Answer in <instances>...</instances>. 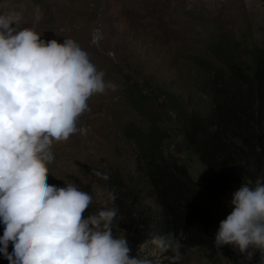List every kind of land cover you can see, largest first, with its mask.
Segmentation results:
<instances>
[{"label": "rangeland", "instance_id": "374dc122", "mask_svg": "<svg viewBox=\"0 0 264 264\" xmlns=\"http://www.w3.org/2000/svg\"><path fill=\"white\" fill-rule=\"evenodd\" d=\"M0 10L19 12L21 26L34 28L44 41L73 39L104 72L105 81L115 86L90 98L89 110L77 122L80 131L66 142L53 143L55 160L48 165L50 185L72 183L89 192L96 204L118 189L99 183L86 171L89 166L122 177L128 194L134 179L143 181L137 146L125 128L133 123L146 130L149 119L130 104L128 84L152 82L176 95L185 110L205 115L211 108L202 91L206 73L195 58L203 56L222 65L210 50L212 38L216 39L212 33L220 39L229 30L232 42L248 37L264 47V0H0ZM157 107L153 112L161 114V126L168 131L166 154L186 163L192 177L200 180L208 170L187 148L178 113ZM141 198L149 202L146 190ZM3 231L0 223V236ZM152 239L142 250L162 257L164 252ZM229 253L211 259L190 248L180 264H237L235 260L247 264L253 259L245 260L230 245ZM6 262L0 253V263Z\"/></svg>", "mask_w": 264, "mask_h": 264}, {"label": "clouds", "instance_id": "9594fccd", "mask_svg": "<svg viewBox=\"0 0 264 264\" xmlns=\"http://www.w3.org/2000/svg\"><path fill=\"white\" fill-rule=\"evenodd\" d=\"M21 19L0 10V253L9 264H151L113 235L117 207L85 215L89 192L48 183L53 143L80 131L90 98L115 86L73 39L44 41ZM229 206L214 246H233L245 260L259 252L264 264V177L241 184ZM152 243L172 251L171 264L181 259L178 243L162 236Z\"/></svg>", "mask_w": 264, "mask_h": 264}, {"label": "trees", "instance_id": "16d2710c", "mask_svg": "<svg viewBox=\"0 0 264 264\" xmlns=\"http://www.w3.org/2000/svg\"><path fill=\"white\" fill-rule=\"evenodd\" d=\"M224 31L220 39L215 31L212 33L216 39L212 38L210 46L221 66L203 56L195 58L206 73L202 91L210 101L207 114L185 110L176 95L152 82L128 84L130 104L149 119L146 130L133 123L125 128L137 146L143 181L134 179L128 194L122 177L99 168L86 169L99 183L118 190H114V201L110 197L102 204L92 203L85 215L98 213L106 203L117 207L113 235L126 237L131 255L146 258L151 264H171L173 255L171 250L162 257L142 250L148 238L155 236L178 243L181 258L190 248L211 259L230 256L229 245L214 246L215 233L233 210L229 202L235 189L241 184L254 186L258 177H264V47L248 37L232 42L230 31ZM157 106L178 113L187 148L208 170L200 180L192 177L186 163L166 154L168 131L161 126V114L153 112L159 110ZM143 190L147 191L148 203L142 201ZM247 264H260V253Z\"/></svg>", "mask_w": 264, "mask_h": 264}]
</instances>
